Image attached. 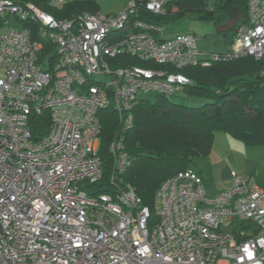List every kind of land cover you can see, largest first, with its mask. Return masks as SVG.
I'll use <instances>...</instances> for the list:
<instances>
[{"label": "built area", "instance_id": "built-area-1", "mask_svg": "<svg viewBox=\"0 0 264 264\" xmlns=\"http://www.w3.org/2000/svg\"><path fill=\"white\" fill-rule=\"evenodd\" d=\"M169 1L132 0L118 13L73 20L0 0V16L41 24L37 37L9 26L0 33V264H264V188L250 176L233 172L229 187L209 196L199 171L182 170L161 183L155 218L120 178L141 92L173 96L192 82L179 68L264 56V0H249L229 48L209 53L196 33L163 36L165 26L139 17L164 14ZM44 39L56 44L55 59L41 55ZM107 109L119 130L109 146L111 189L101 192ZM46 112L49 128L34 138L31 118Z\"/></svg>", "mask_w": 264, "mask_h": 264}, {"label": "trees", "instance_id": "trees-1", "mask_svg": "<svg viewBox=\"0 0 264 264\" xmlns=\"http://www.w3.org/2000/svg\"><path fill=\"white\" fill-rule=\"evenodd\" d=\"M13 1L20 4L35 3L60 19L77 20L83 12L99 13V5L95 0H68L57 7L51 5L49 0ZM146 1L136 0L138 5ZM166 6L165 14L147 13L139 17L154 25L168 26L188 10H196L199 18L212 20L230 44L238 26L248 17L249 0H216L213 7L208 5L207 0H171ZM173 7H177V11L172 12ZM18 19L22 21V28L28 29L34 37L38 36L41 31L38 20ZM231 19L236 21L228 27ZM7 21V15L0 16V29ZM229 29L233 31L232 38L227 32ZM50 48H53L50 57L55 59L56 44L50 40H46L41 55H45ZM118 57H127L135 62L129 55ZM142 64L150 65L146 62ZM164 65L156 64L159 68ZM177 71L192 79L183 90L213 100L199 106H188L174 102L171 96L162 94H158L154 101L139 98L133 107V124L123 134L129 165L120 174V178L135 188L142 204L149 206L154 218L155 195L161 183L182 170L192 168V161L196 158L208 156L217 131L227 132L248 144H264V56L260 59L248 55L225 62L213 61L209 65H190ZM101 114L100 153L108 163L111 155L109 143L119 123L112 110L107 109ZM49 125L48 112L33 115V137L44 135ZM103 174L104 179L111 175L106 169ZM99 187L101 192L111 189L109 182L102 183ZM248 225H242L241 229H248ZM252 232L256 235L259 230L253 227Z\"/></svg>", "mask_w": 264, "mask_h": 264}, {"label": "rangeland", "instance_id": "rangeland-1", "mask_svg": "<svg viewBox=\"0 0 264 264\" xmlns=\"http://www.w3.org/2000/svg\"><path fill=\"white\" fill-rule=\"evenodd\" d=\"M95 1L99 5V13L103 16L119 12L121 9H125L127 6H129V4L132 2V0ZM207 2L210 7H213L216 3V0H207ZM37 6H39L43 10H46L40 5ZM235 21V19H231L228 22V27L234 24ZM6 26L14 29H22L23 24L22 21L19 20L14 14H10L8 16L7 25H4L0 29V33L3 32ZM168 27L172 32H174L172 30L173 27H179V29H175V31L196 33L198 36H200L198 42L199 48L201 51L206 53H209L211 51H224L225 49L227 50L231 45V43L229 44L230 41L226 40L220 28L212 20L199 18L198 12L196 10H188L185 15L176 20H172L168 24ZM227 32L231 35L232 38L233 31L229 29L227 30ZM45 39L43 40L44 44L46 42ZM51 53H53V48H50V51L45 55ZM134 61L136 62L135 59ZM96 79L101 78L96 77ZM157 95L158 93L155 91L141 92L139 97L154 101ZM171 99L174 102L182 103L188 106H199L213 100L204 96L190 94L183 89L175 93V95L171 96ZM118 130L119 125L116 129L115 135L118 133ZM123 146L125 149L124 141ZM115 160L116 155L114 153L109 155L108 163L106 164L108 169L106 168V170H108L109 174L111 175L114 172L113 164L115 163ZM191 167L198 170L203 176L204 184L209 196L217 194L216 192L218 191L227 189L230 183V174H232L233 172L241 174L245 178L250 176L251 183H255L257 181L264 182V144H248L244 140L235 137L227 132L217 131L215 134V140L211 152L206 157L196 158L194 161H192ZM108 179L109 178L104 179L103 184H107Z\"/></svg>", "mask_w": 264, "mask_h": 264}, {"label": "crops", "instance_id": "crops-1", "mask_svg": "<svg viewBox=\"0 0 264 264\" xmlns=\"http://www.w3.org/2000/svg\"><path fill=\"white\" fill-rule=\"evenodd\" d=\"M177 9V7H173L172 8V12H174V11H176V9ZM121 10H123V9H121ZM120 10V11H121ZM166 10H167V6H166ZM116 13H118V12H116ZM112 14V13H111ZM113 14H115V13H113ZM107 15H109V14H107ZM166 27V30L164 31V33L162 34L163 36H172V35H174V34H176V33H178V32H182V31H175V29H179V27H176V28H172V30L174 31V32H172L171 31V29L168 27V26H165ZM226 50V49H225ZM253 174V173H252ZM230 180H231V174H230ZM251 180V179H250ZM258 186H260V187H262V188H264V182H255ZM230 184V183H229ZM229 187V186H228ZM225 190V189H224ZM221 191H223V190H221ZM218 192H220V191H218ZM218 192H216V193H218Z\"/></svg>", "mask_w": 264, "mask_h": 264}, {"label": "clouds", "instance_id": "clouds-1", "mask_svg": "<svg viewBox=\"0 0 264 264\" xmlns=\"http://www.w3.org/2000/svg\"><path fill=\"white\" fill-rule=\"evenodd\" d=\"M163 26H165V25H163Z\"/></svg>", "mask_w": 264, "mask_h": 264}]
</instances>
